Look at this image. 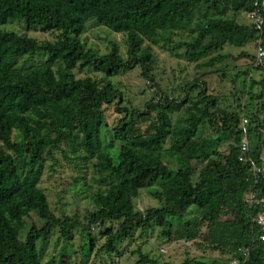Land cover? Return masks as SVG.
Here are the masks:
<instances>
[{
    "label": "trees",
    "instance_id": "trees-1",
    "mask_svg": "<svg viewBox=\"0 0 264 264\" xmlns=\"http://www.w3.org/2000/svg\"><path fill=\"white\" fill-rule=\"evenodd\" d=\"M262 1L0 0V264H70L67 246L73 233L86 236L90 252L96 246L91 236L95 227L104 239L98 250L107 255H118L117 246L135 232L146 236L157 228L167 242L200 241L239 264H264V233L254 221L262 205L244 203L250 190L263 197L264 179L260 176L255 185L249 167L239 161V126L246 119L248 155L262 165L264 81H251L252 89L260 86L263 92H248V99L230 109L221 108L208 93L202 75L186 85L183 98L174 99L154 85L152 73V47L168 45L184 32L191 38L181 44L186 61L197 64L209 58L203 68L222 63L225 57L217 54L225 46L243 49L252 44L254 26L239 24L235 17L252 12ZM89 21L124 36L126 59L115 42L105 54L87 47L82 35ZM36 31L54 34V40L29 36ZM241 59L251 60L253 70L264 75V65L254 67V56L241 53L236 60ZM86 69L103 79L76 77L75 70ZM135 69L157 88L145 110L126 106L111 82ZM259 100L253 111L252 103ZM111 106L120 116L111 133L110 145H119L114 154L102 143L104 107ZM205 128L212 134L202 137ZM55 152L78 169L91 165L93 210L84 223L55 216L40 188L46 166L52 171L56 163ZM141 190H148L160 208L136 211L134 200ZM192 208L199 217L187 221ZM54 233L65 247L57 259L43 263L42 246ZM239 249L247 250L246 259ZM138 255L136 264H156Z\"/></svg>",
    "mask_w": 264,
    "mask_h": 264
},
{
    "label": "rangeland",
    "instance_id": "rangeland-1",
    "mask_svg": "<svg viewBox=\"0 0 264 264\" xmlns=\"http://www.w3.org/2000/svg\"><path fill=\"white\" fill-rule=\"evenodd\" d=\"M227 17L229 18L230 16L227 15ZM235 18L239 24H250L245 13L237 14ZM198 19L197 16L195 21ZM16 29L18 30V28ZM29 36L40 42L54 40V34H45L39 31L30 32ZM82 39L86 41L87 47L97 51L99 54L107 53L110 49V43L115 42L119 47V54L126 59L124 36L113 34L108 29L100 27L95 21L87 23ZM190 40L188 33L184 32L181 36L173 38L168 45L161 43L159 46L152 47L155 58V64L152 69V73L155 76L154 85H157L169 97L174 99L183 98L184 88L196 78L197 74L202 75V80L207 84L208 93L218 99L221 108L229 107L234 109L237 101L241 100L244 102L248 99V92L254 95H259L263 92L260 86L252 89L250 84L251 81H264V75L253 70L251 60H236L241 53H246L253 57L255 52L253 43L243 49L225 46L217 54L225 57L224 61L212 68H203L200 66L206 63L209 58L201 60L197 64L186 61L184 56L185 48L181 44ZM244 72L249 73V79L242 75ZM74 73L77 78L103 79L102 75L95 73L92 69H86L82 72L75 70ZM244 81H246V85ZM111 82L123 94L124 104L139 110H145V104L154 97V92L157 90L152 84L140 78V70L138 69L120 74L112 78ZM262 101L259 100L252 103L253 111L258 110ZM104 110L107 125L102 131V143L105 150L114 154L118 150L119 145H110L111 133L120 116L115 113L114 106L104 107ZM171 117L174 120L176 115ZM211 134L210 130L205 128L201 135L202 137H207ZM226 149V144H224L221 151L225 152ZM55 158L56 163L53 164L52 171L46 166L40 188L46 195L55 216L76 218L81 223H84L85 217L93 210L90 196L93 193L95 184L92 180L94 174L91 165L86 163L78 169L68 164L62 154L58 152H55ZM46 165H49V162H46ZM75 182L81 184L82 187L80 185L77 187ZM134 203L136 211L140 212L150 208H160L159 202L153 198L148 190H141ZM196 217L199 216L192 208L190 215L188 214L185 219L189 221ZM30 219L35 225H41L34 215H31ZM113 227L116 228V225H113ZM100 230L101 228L95 227L91 232V236L96 238V246L90 252L89 241L86 240V236L79 231L73 233V240L67 246V257L70 264H136L139 260V253L146 256L149 260L155 261L156 264H181L187 260L201 261L205 264L214 262L231 264L233 261L232 256L228 253L222 254L220 251L207 247L200 241L186 242L181 240L167 242L159 237L157 228L148 231L146 236L141 235L139 231L135 232L131 238L117 246L118 255H107L98 250L104 243V239L99 236ZM201 231L205 232V228L203 227ZM20 239L23 240L22 233ZM64 245L57 233H54L44 246L38 242L37 251H40L41 246L44 248L42 262L57 259L65 247ZM28 259V254L26 253L23 256V262H27Z\"/></svg>",
    "mask_w": 264,
    "mask_h": 264
},
{
    "label": "built area",
    "instance_id": "built-area-1",
    "mask_svg": "<svg viewBox=\"0 0 264 264\" xmlns=\"http://www.w3.org/2000/svg\"><path fill=\"white\" fill-rule=\"evenodd\" d=\"M263 3V1H262ZM262 3L254 4V10L252 12L246 13L247 19L250 24L254 26L256 31V38L253 41L254 47V67H261L264 65V17L262 10ZM248 122L246 119H242L239 129L241 132V142H240V157L239 161L249 167V179L254 182L255 185H258L260 176L264 179V168L263 164L261 167H258L255 161L249 157V137H248ZM261 160V156H260ZM262 162V160H261ZM259 192L257 189L250 190L244 195V203L248 207L254 205H262V211L254 219L255 223L261 227V230L264 233V194L261 199L258 198ZM260 240L264 242V234L260 236ZM238 253L244 258H247V250L239 249ZM231 264H239L236 259H233Z\"/></svg>",
    "mask_w": 264,
    "mask_h": 264
},
{
    "label": "water",
    "instance_id": "water-1",
    "mask_svg": "<svg viewBox=\"0 0 264 264\" xmlns=\"http://www.w3.org/2000/svg\"><path fill=\"white\" fill-rule=\"evenodd\" d=\"M262 10H263V17H264V0L262 3ZM261 160H262V164H263V168H264V149H263L262 154H261Z\"/></svg>",
    "mask_w": 264,
    "mask_h": 264
}]
</instances>
